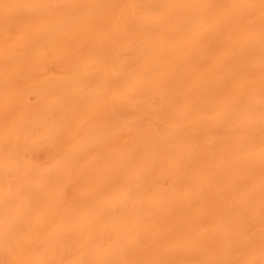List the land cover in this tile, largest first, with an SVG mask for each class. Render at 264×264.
I'll return each mask as SVG.
<instances>
[{"label": "bare ground", "instance_id": "obj_1", "mask_svg": "<svg viewBox=\"0 0 264 264\" xmlns=\"http://www.w3.org/2000/svg\"><path fill=\"white\" fill-rule=\"evenodd\" d=\"M0 264H264V0H0Z\"/></svg>", "mask_w": 264, "mask_h": 264}]
</instances>
